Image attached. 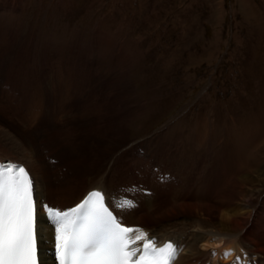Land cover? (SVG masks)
<instances>
[{
	"label": "rangeland",
	"instance_id": "obj_1",
	"mask_svg": "<svg viewBox=\"0 0 264 264\" xmlns=\"http://www.w3.org/2000/svg\"><path fill=\"white\" fill-rule=\"evenodd\" d=\"M0 100L51 175L68 169L55 186L88 185L102 168L116 185L153 166L173 175L178 155L194 170L200 141L211 168L240 144L242 161L264 163V0H0ZM180 219L152 228L186 245L209 234Z\"/></svg>",
	"mask_w": 264,
	"mask_h": 264
},
{
	"label": "bare ground",
	"instance_id": "obj_2",
	"mask_svg": "<svg viewBox=\"0 0 264 264\" xmlns=\"http://www.w3.org/2000/svg\"><path fill=\"white\" fill-rule=\"evenodd\" d=\"M7 100L0 102V161L12 159L25 164L35 179L37 194L40 199L48 202L52 207L66 208L73 205L87 191L94 188H103L108 193L116 190L118 186L115 182L117 173L110 171L108 168L96 171L95 176L93 175L88 185L85 183L86 178H79L83 176L82 174L78 177L77 185L64 186L65 184H61L55 186L56 183L52 179L55 176L51 175L52 173L44 160L46 154L43 157V153L36 151L37 147H33V143H31V140L29 141L30 133L24 125L18 124L17 117L14 114L16 111L6 106L8 105ZM6 102L7 104L4 105ZM29 115L31 116V114ZM26 118L29 122L26 121L25 124L30 129L32 127L31 118L33 117ZM194 138L190 134L189 139ZM240 145L234 147L232 151L228 150L230 154H227L224 148L226 158L218 161L215 157V161L217 159L218 162L216 161L217 165L213 166L214 168L210 167L212 163L209 164L208 160L209 157H212L210 156L212 146L211 148L207 147L203 141L188 148L190 160L195 164V166L193 165L194 170H186L183 167L184 162L181 155H178L179 158L177 159H169L167 166L170 172L173 175L175 174L177 185L171 186L170 190L165 192L160 189L162 183L157 184L159 182L156 181L155 188H152V200L150 201V198L147 200L145 196L139 195V207L132 212L124 213L123 219L128 224L150 231L153 226L161 228L163 226L161 225L162 222L184 218L190 226L194 223L198 225L193 227L196 230L208 231L209 234L205 235L192 234L185 248V256L182 254L175 264H202L210 256L212 248L216 250L217 257L224 250L232 249L237 252L241 248H245L251 256L257 257V260L251 264H264V163L251 160H247L250 163L242 161L240 154L243 146ZM56 151L58 154L63 153V151L57 149ZM217 155L219 156V154ZM63 165L61 164V169L62 171L65 169L63 171L65 176H70L67 173L68 169ZM165 172L170 174L167 171ZM61 174H56L59 178L56 177L62 181ZM141 174V180L138 178L140 183L144 181L145 176L146 180L144 182L147 185L152 182L148 180L149 173L144 174L142 172ZM212 174H215L213 178L211 177ZM173 175L170 174L175 181ZM65 176L64 180L66 179ZM104 182L108 183L103 184ZM108 184L110 186H107ZM38 224V226L43 225V232L39 234L40 249L42 262L47 264L45 262L47 256H44L43 253L46 249L52 247L55 236L47 215H40ZM156 232L160 231L157 230ZM150 234L152 233L150 232ZM169 236H160L159 239L162 241L169 238L176 241L174 236ZM198 246L201 247L199 250Z\"/></svg>",
	"mask_w": 264,
	"mask_h": 264
},
{
	"label": "snow or ice",
	"instance_id": "obj_3",
	"mask_svg": "<svg viewBox=\"0 0 264 264\" xmlns=\"http://www.w3.org/2000/svg\"><path fill=\"white\" fill-rule=\"evenodd\" d=\"M29 171L14 162H0V264H43L38 255L37 200ZM134 205L113 198V207ZM54 228V250L43 253L52 264H173L178 249L171 242L156 247L154 240L125 227L106 206L100 191H92L75 207L53 210L45 205ZM143 240L142 249L132 247ZM139 253V255H138Z\"/></svg>",
	"mask_w": 264,
	"mask_h": 264
}]
</instances>
